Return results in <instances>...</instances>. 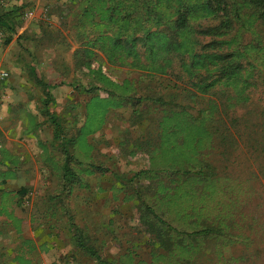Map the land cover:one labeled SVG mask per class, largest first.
<instances>
[{
    "label": "rangeland",
    "instance_id": "1",
    "mask_svg": "<svg viewBox=\"0 0 264 264\" xmlns=\"http://www.w3.org/2000/svg\"><path fill=\"white\" fill-rule=\"evenodd\" d=\"M234 2L238 17L229 31L218 37L200 34L218 18L198 14L190 21L196 32L176 37L177 46L183 50V42L204 55L238 54L243 67L238 78L258 83L251 101L262 110L264 26L250 7ZM177 5L178 0H0V15L10 18V29L0 28V72L6 74L0 79V144L5 127L19 122L22 130L32 131L27 164L37 181L17 196V223L10 205L0 209V264H97L77 249L71 225L108 264H264V115L242 124L251 106L232 101L225 107L210 94L194 103L179 92L190 88L184 69L180 81L152 70L158 58L137 57L140 43L136 56L111 51L115 39L138 40L165 28ZM132 8L135 13L128 15ZM29 11L38 21L24 17ZM216 61L210 57L202 63L215 72ZM40 82L50 95L46 108ZM89 88L116 97L88 93ZM157 98L174 104L161 106ZM208 109L216 112L227 137L221 146L212 135L196 152L213 167L216 186L201 189L191 179L167 173L137 177L141 171L185 169L177 165L187 158L180 141L198 143L185 138L198 110ZM252 127L250 137L240 136ZM10 163L0 158V173ZM65 163L78 181L64 182ZM142 204L177 230L197 228L204 217L205 225L218 224L220 233L193 240L156 224L151 231Z\"/></svg>",
    "mask_w": 264,
    "mask_h": 264
},
{
    "label": "trees",
    "instance_id": "2",
    "mask_svg": "<svg viewBox=\"0 0 264 264\" xmlns=\"http://www.w3.org/2000/svg\"><path fill=\"white\" fill-rule=\"evenodd\" d=\"M242 4H245L247 7H250L252 10V15L255 19L264 26V0H241ZM237 4L232 0V3L227 2V0H205L200 4H195L188 2V0H178V5L173 12V17L169 20H166L163 24L167 25L162 30H155L153 32H149L144 34V37L138 40L129 39L125 41H120L119 39H115L111 43V51L119 49L121 52H125L130 56H139V54H146L149 57L151 54L158 58L154 60V64L156 68H152V70L159 71L162 74H169L174 76L179 81L182 79L183 69L188 74V87L190 88H180L179 92L185 96H189L193 100L203 99L204 95H213L220 103H223L225 107H227L232 101L236 103L237 101L246 106H251L249 110L246 111L248 118L242 120V124L250 122L253 119V115L262 116L264 115V105L262 106V110L260 107H255V104L251 101V98H254V93L257 88L258 83H253L248 79H239L238 74L243 69L241 62L238 60V54L233 57L228 54H211L204 55V53H195L192 49H188L187 45L181 42V46L183 50L177 46L176 37L182 38V35L186 32H191L195 30L191 29L190 21L194 19V16L198 14H211L212 16H216L218 18V24L212 27H208L204 30H201L199 33L202 35H206L208 37H218L225 34L230 30L233 22L237 19ZM233 10V11H232ZM128 15L134 14L135 10L132 8L129 10ZM163 18H159L162 20ZM158 20V21H159ZM10 18L9 14L0 15V28L1 29H10L9 24ZM161 22H158L156 25H161ZM130 38V37H129ZM9 40H7L8 42ZM136 42L140 43L142 49L136 53ZM216 44H220V46L224 43L222 42H214ZM101 51H106L108 53V49L105 44L100 45ZM143 51V52H142ZM210 57H214L216 61V65H219L215 72H210L211 65L208 63H202V61H207ZM198 60V62L195 61ZM195 61V62H194ZM147 66V64H145ZM42 87V94L44 100L42 101L43 107H47L50 104V95L46 90L45 84L40 82ZM179 88V87H178ZM88 93L93 92H102L106 95L116 97L114 93L109 90H104L100 88H89L85 90ZM129 99V98H128ZM197 100L194 103H199ZM256 100V99H255ZM137 102L144 101V99L139 98L136 99ZM260 102L261 100H256ZM155 103L165 106L167 103L169 105L174 104L172 101L165 102L160 98L154 100ZM213 107V105L211 106ZM188 108V107H187ZM187 108H183L187 109ZM216 110L215 106L213 107ZM234 114V112H232ZM204 114L208 115V120ZM216 112L208 109V110H198V113L195 117H193V121L191 123V128L188 132L185 140H188L189 136L193 142L197 141L198 143H194L191 147L188 144H185V141L182 142L181 145H186V156L184 160L178 162V166H185L184 168H160L158 170L153 171H141L137 174V177L143 176L148 173H167L172 176H181L186 179L193 180L194 184L201 189H204L209 183H213L215 186V182H219V178L216 173H214V169L204 160L198 158L199 153L196 152V148L205 143L210 136H215L220 142L221 146L225 144V139L227 137L225 128L223 127L222 121L215 117ZM52 118V117H51ZM52 123L55 127L53 129V139L58 140V126L52 120ZM240 120L236 119L234 121L233 127L237 130L236 125L240 124ZM251 126H254L253 124ZM232 127V129H233ZM251 128L248 133L243 131L240 136L250 137L252 134ZM235 135H239L236 131H234ZM198 138L193 140L194 137ZM206 139V140H204ZM179 142V143H180ZM72 144L73 141L67 142ZM248 144V143H245ZM179 145V144H178ZM249 148V145L246 146ZM171 149H174V146H171ZM259 152L263 153V150ZM93 167V166H92ZM94 169L104 172V169L93 167ZM62 179L65 183H69L72 181H78L79 178L76 174H74L70 168L67 166V163L62 168ZM143 205V214L148 217L150 221L145 222L147 229L151 228V231H156L153 228V225H158V230L163 228L165 232H169L176 237H184L187 239H202L208 237L209 235H218L220 233V229L218 224L214 226L205 225L203 222L204 217L199 218L200 224L197 228H194L190 231H180L173 227L169 222L164 220L161 214L157 212L155 208H153L149 204ZM73 227V237L75 239L76 247L79 251H82L90 258H93L97 264H108L106 261L102 260V258L97 254V252L90 246H87L82 236L78 233V230Z\"/></svg>",
    "mask_w": 264,
    "mask_h": 264
},
{
    "label": "crops",
    "instance_id": "3",
    "mask_svg": "<svg viewBox=\"0 0 264 264\" xmlns=\"http://www.w3.org/2000/svg\"><path fill=\"white\" fill-rule=\"evenodd\" d=\"M34 12L28 20L38 21L35 18ZM15 119L13 118V124ZM10 125L8 123L6 126ZM13 127V128H12ZM5 127L6 132L3 133L5 140L0 144V158L10 161L9 169L3 167L0 173V209L10 205L13 210V223L20 219L17 212V196L27 184H32L36 181L35 173H33L27 162L30 160L29 153L31 144L28 142V136L32 131L27 132L22 130L21 123L15 124V127ZM31 156V155H30ZM5 169V170H4ZM34 175V179L32 177ZM13 187H11V186ZM6 190V191H5Z\"/></svg>",
    "mask_w": 264,
    "mask_h": 264
},
{
    "label": "built area",
    "instance_id": "4",
    "mask_svg": "<svg viewBox=\"0 0 264 264\" xmlns=\"http://www.w3.org/2000/svg\"><path fill=\"white\" fill-rule=\"evenodd\" d=\"M18 3H20L21 0H17ZM24 17L27 19H29L30 17H32V12H24ZM4 77H6V74L4 72H0V79H3Z\"/></svg>",
    "mask_w": 264,
    "mask_h": 264
}]
</instances>
